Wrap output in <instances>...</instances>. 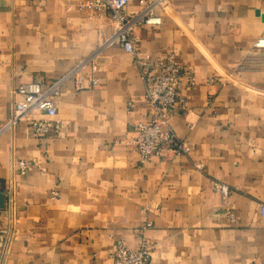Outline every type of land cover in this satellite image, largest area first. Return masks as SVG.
<instances>
[{
  "label": "crops",
  "instance_id": "1",
  "mask_svg": "<svg viewBox=\"0 0 264 264\" xmlns=\"http://www.w3.org/2000/svg\"><path fill=\"white\" fill-rule=\"evenodd\" d=\"M82 1L0 0L1 124L18 85L58 79L113 32L110 12L91 15ZM158 14L136 29L138 45L173 52L195 75L172 121L195 149L141 163L132 142L152 116L145 84L130 52L106 46L97 84L63 86L59 129L35 136L29 117L0 132V264H112L148 221L149 264H264V0H167ZM215 181L231 187L225 201Z\"/></svg>",
  "mask_w": 264,
  "mask_h": 264
},
{
  "label": "built area",
  "instance_id": "2",
  "mask_svg": "<svg viewBox=\"0 0 264 264\" xmlns=\"http://www.w3.org/2000/svg\"><path fill=\"white\" fill-rule=\"evenodd\" d=\"M166 1L139 0L141 7L137 10L129 8L130 0L82 1L79 8L88 10L91 15L109 11L113 32L100 42L94 54L80 61L77 67L58 79L48 83L34 80L18 85L14 91L19 98L15 102L13 114L6 122L0 123V132L13 131L20 121L29 117H31L30 130L35 136L59 129L61 122L56 118L57 99L62 93L63 86L72 79L78 88L97 84L99 79L95 73L99 68L94 61L95 57L106 46L118 44L134 56L139 75L145 84V100L152 108L151 120L140 121L135 125L136 133L132 143L140 154L141 163H148L152 156L161 155L166 151L175 155H189L195 149V145L178 135L172 126V121L176 115L189 108V100L182 91V85L195 84L196 77L177 61L173 52L154 57L142 51L135 34L136 29L142 24L161 23L162 17L158 14V9ZM255 45L264 46V36L259 37ZM85 78L89 82L85 81ZM34 114L45 117H37ZM18 165L21 171H26L29 161L21 159ZM196 166L202 169L204 164L200 163ZM214 187L222 193L224 201L229 197L231 187L228 184L215 181ZM261 209L264 213V203ZM151 226L152 222L148 221L143 228L137 248L119 243L112 255V264H149L153 244L147 237L145 229Z\"/></svg>",
  "mask_w": 264,
  "mask_h": 264
},
{
  "label": "water",
  "instance_id": "3",
  "mask_svg": "<svg viewBox=\"0 0 264 264\" xmlns=\"http://www.w3.org/2000/svg\"><path fill=\"white\" fill-rule=\"evenodd\" d=\"M6 205V194L4 191L0 190V209L4 208ZM5 231L0 230V246L2 245V241L4 240Z\"/></svg>",
  "mask_w": 264,
  "mask_h": 264
}]
</instances>
